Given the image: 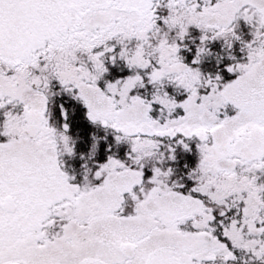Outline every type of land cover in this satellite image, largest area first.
Returning <instances> with one entry per match:
<instances>
[{"label": "snow or ice", "instance_id": "6c2138e0", "mask_svg": "<svg viewBox=\"0 0 264 264\" xmlns=\"http://www.w3.org/2000/svg\"><path fill=\"white\" fill-rule=\"evenodd\" d=\"M0 264H264V0H0Z\"/></svg>", "mask_w": 264, "mask_h": 264}]
</instances>
